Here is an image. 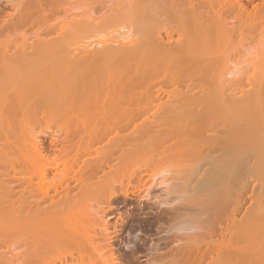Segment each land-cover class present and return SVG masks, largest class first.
<instances>
[{
	"label": "rangeland",
	"instance_id": "374dc122",
	"mask_svg": "<svg viewBox=\"0 0 264 264\" xmlns=\"http://www.w3.org/2000/svg\"><path fill=\"white\" fill-rule=\"evenodd\" d=\"M121 1L0 0V58L29 56L34 46L55 43L59 49L55 46V52L46 54L62 62L109 42H123L136 35V27L105 20L109 9ZM237 4L247 11L264 8V0H238ZM227 19L231 25L233 17ZM254 26L250 32L246 26L234 24L235 33L226 42L218 67L222 68L215 77L223 88L220 98H225L216 107L220 114L209 119L221 138L214 140L210 131L201 133L194 149L188 143L191 136L180 135L184 143L177 136L163 140L147 132L148 136L142 137L146 131L140 136V123L145 124L147 117L152 121L148 113L131 126L120 127L117 137L111 133L95 141L94 151L82 154L61 180L62 166L56 158L63 151L58 141L64 132L60 127L77 119L78 115L73 118L68 113L74 104L69 97L63 112L30 108V116L33 113L35 118L26 121L21 133L26 141L36 138V155L50 160L47 166L55 165L46 170L51 173L46 181L61 175L57 182L62 185L57 190L69 193L55 196L54 207L49 202L39 203L36 197L25 199L20 190L29 176L21 173V165L0 169L2 184L14 192L13 197L5 198L0 186V202L14 215L8 232L0 236V264H24L28 248L38 250L32 264H76L80 256L89 264H264V88L261 93L252 89L258 82L264 84V22L257 21ZM165 28L167 32L176 30L168 24ZM175 35L166 41H174ZM185 83L188 85V80ZM147 86L140 87L143 90L139 88L142 93H138L153 100L160 93L161 103L167 101V93L177 90L185 94L183 84L165 86L156 80ZM94 90L91 93L98 95ZM200 90L196 87L190 94L201 96ZM179 117L192 128L189 115L175 118ZM93 122L96 124L97 118ZM220 129L224 133L220 134ZM115 138L121 140L120 146ZM81 139L85 140L80 133L70 141L73 159ZM177 141L182 148L176 147L180 146ZM80 176L85 179L74 178ZM32 181L36 183V179ZM27 200L30 207L24 205ZM46 207L53 211L44 213ZM7 223L0 221V227Z\"/></svg>",
	"mask_w": 264,
	"mask_h": 264
},
{
	"label": "bare ground",
	"instance_id": "6f19581e",
	"mask_svg": "<svg viewBox=\"0 0 264 264\" xmlns=\"http://www.w3.org/2000/svg\"><path fill=\"white\" fill-rule=\"evenodd\" d=\"M237 1L122 0L121 4H115L116 7H112L114 9H109L110 14L105 16V20L111 21L112 24L114 21L118 24L121 22L123 25L136 27V35L127 36V39L123 42H109L101 45L99 49L94 47V50L92 48V51L84 53V56L79 55L80 57L76 56L69 61L62 62L52 59L54 55H52V58H48L49 55L47 56L49 51L55 52L52 49L56 46L55 43L34 46L32 48L34 51L30 55L38 56L37 59H32L30 55L26 54L12 55L9 58L2 56L0 58V169L11 170L15 166L21 165L23 168L21 173L25 176L28 175L29 180L26 181L24 177V187L20 190V195L25 199L36 197L35 199L39 203L49 202L48 205L53 206L55 196L60 195L63 191L65 195L69 193L68 190L58 192L57 187L62 184L57 181H59L62 174L61 180L68 176L67 171L74 167L82 154L87 155L94 151L92 144L95 141L111 133H115L117 137L120 127L126 128L130 124L132 125V121L144 117L148 113H151L152 121L147 117L146 120L144 119L145 124L141 122V127L138 128L141 129L140 136L141 133L143 134L146 131L147 135L144 133L145 136L142 135V137H147V132L154 134L157 139L164 138L163 140L168 136H177L180 139V135L191 136L192 142L188 141V143H191L190 146L192 147L201 133L210 131L215 135L214 140L221 138L218 136L217 130L215 131L209 117H213L212 115L218 113L216 107L220 99L225 98L223 94H221L223 98H220V91L223 88L222 85L219 86L218 80L215 81V77L222 68L218 67L223 61L222 54L226 42L235 33V23L240 28L246 26V29L252 32L255 28V22H264V8L247 11L246 8L238 5ZM228 16L233 17L232 26L228 23ZM166 24L175 27L176 30L167 32ZM174 34L177 36L174 41H166L167 39L172 40ZM57 47L55 48L59 49ZM52 51L49 53L52 54ZM24 52L25 50L21 51V53ZM26 73L31 74L26 75ZM156 80H160V83H164L165 86H181L183 84L185 94L175 90L167 93V101L161 103L163 97L160 96V93L155 96L154 100L138 93L143 90L141 89L143 85L148 87L147 85ZM187 80L188 85L185 83ZM256 85L252 89L261 93L264 90V84L258 82ZM36 86H41L40 90L34 89ZM196 87L202 90L201 96L190 94ZM93 88H95L94 91L98 95H94V91V94L91 93ZM96 88H101V90ZM206 89L207 92L205 93ZM99 93L102 95H99ZM86 94L88 95L86 96ZM93 95L95 97L101 96L100 101L99 97L93 98ZM68 100L72 102L71 104H74V109L69 107L73 111L70 112L69 110L68 113L71 116L73 115V118L74 115L78 116L76 120L71 118V120L66 121L70 122L67 125L66 122L61 124L60 130L63 131L64 129V132L60 131V140L58 141L61 144L60 150L63 149V151H59V158L56 156L58 163L62 166L61 175L59 179L54 175L46 181V176L49 173L46 170L51 171L55 165L47 166L46 162L51 163V161L47 159L43 161L40 156L36 155L38 150L36 138L26 141L21 132H23L25 124L28 125L26 121L35 118L33 113L30 116V112H32L30 108L35 110L42 106L41 108L61 109L62 111ZM93 100H97V106H95L96 103ZM222 100L221 102L224 101ZM75 101L78 103L77 105ZM81 103L82 105H80ZM75 106L76 108L77 106L84 107L75 110ZM181 114L189 115L190 121L193 122L190 125L192 128H188V125L185 126L182 118H175ZM94 118H97L96 124L91 123ZM158 129H161V131ZM220 130H218L220 134L225 131ZM80 133L85 140H80V146L76 148L75 159H73L69 156L70 151L72 152V148L69 149V146H71L70 141L72 142L73 137L75 138ZM11 137H14V139ZM10 138L12 141H10ZM120 141L117 142L116 140L114 142L119 145ZM178 141L176 144L180 143ZM122 143L124 145V141ZM188 143L185 144L188 145ZM224 145H227L225 141ZM176 147L182 148L181 145H176ZM98 154L100 155V153ZM9 155H12V157H8ZM148 164L149 167L150 164ZM131 177L132 175L130 180H132ZM74 178L78 181L79 179H85V176ZM33 179H36V183H33ZM67 179L69 177L64 182H68ZM0 186L5 198L8 196L13 197L14 192L11 188L6 189L5 185L2 184V180H0ZM51 192H53V195H51ZM29 202L31 201L27 200L24 205L30 207ZM52 211L53 209H49V207L43 209L46 214ZM26 216L28 215L25 214ZM13 219L12 210L4 207L0 202V221L8 222L6 226L0 227V236L8 232ZM37 254L38 250L34 248L26 249L24 264H32ZM72 257L69 256L68 258ZM83 257L80 256V261L76 264H89L82 262ZM2 258L3 256L0 253V263Z\"/></svg>",
	"mask_w": 264,
	"mask_h": 264
}]
</instances>
